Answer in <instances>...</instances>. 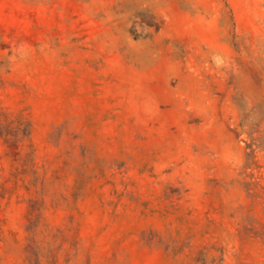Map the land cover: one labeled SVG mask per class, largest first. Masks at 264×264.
Listing matches in <instances>:
<instances>
[{
	"label": "rangeland",
	"instance_id": "rangeland-1",
	"mask_svg": "<svg viewBox=\"0 0 264 264\" xmlns=\"http://www.w3.org/2000/svg\"><path fill=\"white\" fill-rule=\"evenodd\" d=\"M0 264H264V0H0Z\"/></svg>",
	"mask_w": 264,
	"mask_h": 264
}]
</instances>
